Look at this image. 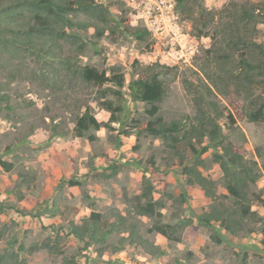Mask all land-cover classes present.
I'll list each match as a JSON object with an SVG mask.
<instances>
[{
	"label": "rangeland",
	"instance_id": "1",
	"mask_svg": "<svg viewBox=\"0 0 264 264\" xmlns=\"http://www.w3.org/2000/svg\"><path fill=\"white\" fill-rule=\"evenodd\" d=\"M101 2L110 10L114 32L99 36L95 28H74V37L63 42L62 57L78 70L94 68L109 78L120 72L124 87L87 83L60 63L28 60L9 88L8 106L0 111V161L13 166L6 171L0 164V264H62L64 257L72 256L80 264H264V204H255L259 217L245 221V230L237 236L219 224L213 229L201 226L195 215L206 206L204 191L188 188L184 174L195 157L185 146L178 149L182 156H174L160 138L141 132L142 124L151 120L148 106L135 101L129 89L136 79L160 75L166 95L157 103L159 116L168 123L194 117L192 94L206 93L205 71H217L213 55L230 51L225 45L228 10L264 0H177L181 39L176 43L148 30L124 0ZM250 39L264 43V27L258 25ZM239 58L235 55L230 63L233 69ZM261 93L258 83L256 95ZM109 100L121 111L105 109ZM210 100L224 113L219 123L227 143L257 164L261 179L253 190L264 191V122L246 119L244 97L234 90L228 96L215 93ZM86 112L108 127L79 137L75 126ZM212 154L210 150L201 156L200 170L216 183L219 201L232 205ZM145 184L153 188L160 215L134 213ZM92 208L109 221L117 214L132 216L143 237L165 254L155 258L129 243L114 252L127 234H113L85 249L69 234L70 226L81 225ZM157 223L171 225L175 240L149 232ZM45 244L57 253L51 254Z\"/></svg>",
	"mask_w": 264,
	"mask_h": 264
},
{
	"label": "trees",
	"instance_id": "2",
	"mask_svg": "<svg viewBox=\"0 0 264 264\" xmlns=\"http://www.w3.org/2000/svg\"><path fill=\"white\" fill-rule=\"evenodd\" d=\"M183 1L179 0L180 3ZM81 16L83 19L79 18ZM227 18L225 45L230 51L213 55L217 71H205L208 81L206 93L192 94L196 107L194 117L188 116L168 123L159 116L157 103L166 95L160 75L147 80L136 79L130 83L129 89L135 101L148 106L151 120L142 124L141 132L160 138L174 156H182L178 149L185 146L195 157L191 166L184 167V174L188 188L199 186L204 191L206 206L202 208L201 214L195 215L197 222L209 229L219 224L225 231L237 236L245 230V221L259 217L253 207L256 203L264 204V191L257 194L253 187L260 181L261 174L255 162L246 160L236 146L227 143L219 123L224 113L210 99L215 93L228 96L230 90H234L244 97L243 114L246 119L251 123L264 122V43L250 39L257 35L258 25L264 27V4L230 9ZM110 25V10L101 0H0V111L8 106L9 88L21 77L20 68L28 60L44 61L46 64L57 62L68 72L81 75L87 83L100 86L113 84L123 88L125 78L120 72L109 78L94 68L81 66L78 70L66 64L62 57L63 42L75 35L70 34L72 29L87 31L95 28L97 35L103 36L106 31L114 32ZM235 55L240 56L237 69L230 66V63H234ZM248 56L257 60L252 61ZM258 78L262 93L256 95ZM104 108L112 113L121 111L114 108L110 100L105 101ZM227 117L234 122L231 115ZM112 122H115L114 117ZM103 127L108 126L86 112L77 121L75 131L79 137H83L90 130ZM210 150L213 151L214 163L219 165L224 175L226 190L234 200L232 205L219 201L216 183L200 170L204 163L201 156ZM0 164L6 171H11L13 167L2 160ZM152 192V186L145 184L138 204L134 206L137 216L160 215ZM92 209L90 217L81 225L72 223L70 226L69 234L83 242L85 249L97 243H105L113 234H127L118 241L114 252L129 243L141 247L147 255L155 258L165 254L158 245L143 237L138 221L132 216L117 214L116 220L109 221ZM149 232H157L168 240H175L174 228L169 224L157 223ZM44 247L51 254L57 253L51 244H45ZM62 264L80 262L77 256H72L64 257Z\"/></svg>",
	"mask_w": 264,
	"mask_h": 264
},
{
	"label": "built area",
	"instance_id": "3",
	"mask_svg": "<svg viewBox=\"0 0 264 264\" xmlns=\"http://www.w3.org/2000/svg\"><path fill=\"white\" fill-rule=\"evenodd\" d=\"M130 6L132 15L143 19L147 23V29L161 32V35L170 38V42L176 43L181 39L180 29L177 26L179 16L177 14V0H124ZM150 26L151 29H150ZM158 27V29H156Z\"/></svg>",
	"mask_w": 264,
	"mask_h": 264
}]
</instances>
